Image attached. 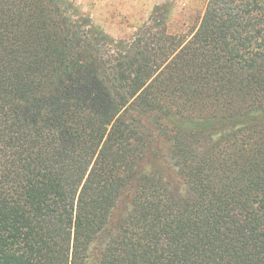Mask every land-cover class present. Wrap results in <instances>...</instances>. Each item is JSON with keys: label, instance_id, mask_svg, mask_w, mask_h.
Instances as JSON below:
<instances>
[{"label": "trees", "instance_id": "1", "mask_svg": "<svg viewBox=\"0 0 264 264\" xmlns=\"http://www.w3.org/2000/svg\"><path fill=\"white\" fill-rule=\"evenodd\" d=\"M0 264H264V0L118 42L0 0Z\"/></svg>", "mask_w": 264, "mask_h": 264}, {"label": "rangeland", "instance_id": "2", "mask_svg": "<svg viewBox=\"0 0 264 264\" xmlns=\"http://www.w3.org/2000/svg\"><path fill=\"white\" fill-rule=\"evenodd\" d=\"M91 24L115 41H129L147 23L163 20L167 31L188 38L208 0H68Z\"/></svg>", "mask_w": 264, "mask_h": 264}]
</instances>
